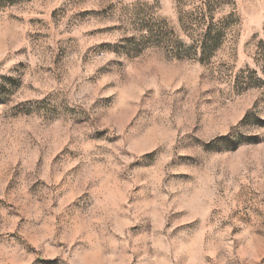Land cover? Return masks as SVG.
Returning a JSON list of instances; mask_svg holds the SVG:
<instances>
[{"label":"rangeland","instance_id":"374dc122","mask_svg":"<svg viewBox=\"0 0 264 264\" xmlns=\"http://www.w3.org/2000/svg\"><path fill=\"white\" fill-rule=\"evenodd\" d=\"M0 264H264V0H0Z\"/></svg>","mask_w":264,"mask_h":264}]
</instances>
